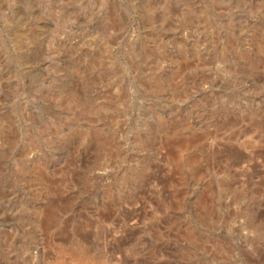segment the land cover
<instances>
[{"label": "rangeland", "instance_id": "374dc122", "mask_svg": "<svg viewBox=\"0 0 264 264\" xmlns=\"http://www.w3.org/2000/svg\"><path fill=\"white\" fill-rule=\"evenodd\" d=\"M0 264H264V0H0Z\"/></svg>", "mask_w": 264, "mask_h": 264}]
</instances>
